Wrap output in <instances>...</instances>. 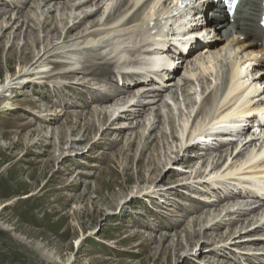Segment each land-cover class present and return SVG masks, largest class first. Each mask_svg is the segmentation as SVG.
Wrapping results in <instances>:
<instances>
[{
	"label": "rangeland",
	"instance_id": "obj_1",
	"mask_svg": "<svg viewBox=\"0 0 264 264\" xmlns=\"http://www.w3.org/2000/svg\"><path fill=\"white\" fill-rule=\"evenodd\" d=\"M19 1L23 0H0V7L3 5L5 7V4H8L7 9L13 10V3ZM113 3L103 0L101 4L103 13L95 19H104L112 9ZM173 4L174 0H168L164 5L170 8ZM19 6L23 10L31 9H27V5L19 4ZM96 7L90 5L84 11H94ZM39 9L41 8L36 11L38 14L37 24L40 29L36 36L43 40L45 33L41 29V22L46 13ZM67 12L71 16H81L79 10ZM212 14V12L208 13V16ZM227 14V20H229L231 15ZM72 21L73 18H69L68 25H71ZM59 25L62 26L63 23L59 22ZM85 28L89 29L90 24H84L78 28L79 30L72 31L65 42H62L63 35L59 39L55 38L52 45L59 46L82 41L78 33L85 31ZM97 28L100 26L95 27V29ZM22 34L23 30L17 40H14L11 35H7L4 45L1 46L0 82H4L6 76L17 77L19 75L18 68L21 67L19 60L22 47L25 44ZM110 37L113 35H109L107 38ZM202 37L219 40L216 42L217 44H223L226 40L224 37H219L212 29L202 32ZM241 37L242 35L239 33L233 35L234 39ZM227 38H231V36ZM13 43H15V48L9 50ZM44 45L46 44L42 43L35 53L42 54ZM199 49L192 51L190 55ZM55 52H60V50L50 54L46 52L42 59L46 70H50V74H52L46 83H38L39 79L26 76L19 83L18 80H14L10 88L5 86L3 90L8 89L7 92L0 94V264H63L67 258L70 259L68 264H206L202 258L203 255H197L198 252L202 254L216 253L217 256L211 254L212 259L220 260L221 255L219 254H222V249L229 252L222 258L223 262L234 264L237 256H240L239 260L243 262L242 264H250L251 261L252 264H264V230L251 231L264 224V218L260 222L257 219L245 223L237 220L235 224L230 223L234 225L232 227L236 226V231H242L237 236L257 238L258 241H255V244L262 243L263 247L261 248L259 246L257 248L256 246L244 249L236 248L243 242H251L249 239L240 242L237 240V236L233 237L234 240L233 238L227 239L226 245H223L225 241L217 242L220 240L219 235L209 236L208 239L194 236L192 237L193 244L191 242L189 244L183 231L186 225L188 230L193 233L204 231L209 222L211 223L213 220L214 215L219 214L218 219L224 216L226 211L221 213L214 211L211 213L212 215L208 216L202 214L204 211L202 209L194 210L201 203L217 198L222 193L224 188L221 186L219 190V187L216 188L219 185L215 183L212 186L209 184L210 181L216 178L224 181L228 177V180L226 179L227 187L230 186L234 190L252 187L240 181L241 177L249 176L246 172L251 169L245 168L247 171L243 170L242 172H239V169L238 172L231 169L233 165L238 166L242 161L235 159V156L231 157V155L241 148V151L245 148L244 151H248L249 154L255 150L262 152L264 150V130L258 129L251 121L245 122L247 121L245 120L244 122L247 124H244L243 121L238 120L239 118L226 121L224 117H219L204 127L202 123L206 118L202 120L199 116L200 120H197L201 121V127H203L202 129L200 127V130L205 132L208 130V132L211 131L210 133L219 132V136L207 137V135L204 136L205 132L203 134L202 131L194 129L193 120L195 117L192 118V116L194 110L198 108L201 98L204 99L203 95L210 94L208 90L216 81L213 70H217L215 68L217 65L220 66L221 61L223 63L231 62L237 66L236 74H238L239 68L245 70L252 66L256 67L254 61L264 59L263 54H242L240 52L237 55V48H232V50L227 48L226 56L222 51L216 53L219 57L215 53L201 52L197 54L196 59H194L195 57L193 59L198 64L192 63V66L185 63L182 64L183 66H177L179 63H175L173 66L175 68L177 66L178 70L174 80L176 82L182 77V81H179L178 84L182 89L190 88H188V96L186 92L179 91L180 88L172 87V90L178 91V98L171 95H169L170 97L166 96L164 99L167 100L168 105L163 106L162 103H158V106H154L155 108L149 110L142 118L121 117L107 128L119 114L118 111L122 107L120 102L114 107L115 114L109 122L101 125L97 122L98 118H95L99 131L87 135L76 125V120H78L79 111L89 113L91 107L82 109L79 104L99 92L114 91V89H110L111 85L119 86L115 83L113 74L107 78L93 80V76L85 77V75L77 73L73 79H66L64 76L69 74L59 72L67 71V69L64 70V68L49 62V59L53 58L58 61L65 60L63 57H55L53 55ZM232 52H234L233 56H230ZM59 55L65 56L64 53H59ZM239 59H241L240 62H237L236 60ZM76 66L84 67L86 64L77 62ZM170 69L167 71L171 72ZM30 70L35 69L31 68ZM258 73L259 70L254 72L255 77H251V80L258 79L256 86L261 88V92L252 98L258 97L259 99L254 104H250L247 111L254 110L260 113L258 117H261L264 116V81L259 82L260 75L258 76ZM236 74L231 78L232 82L243 79V76L236 79ZM186 75L190 81L183 87L182 84L185 81L183 77ZM247 76L249 78V75ZM213 78L215 79L213 80ZM139 80L141 81V79ZM141 82L143 84V81ZM255 91L256 88L253 92ZM238 102L237 100L235 104L233 103L232 107L230 106L231 112L229 110L225 112V115L234 114L233 116H235L239 113L244 104H238ZM72 103H76V105H72ZM258 104L263 108L256 107ZM238 105L240 106L236 107ZM213 106L215 104H212V108ZM234 106L236 109L233 108ZM67 111L70 113L67 114ZM236 111L238 112L236 113ZM157 113L161 114L160 123H157ZM50 114L56 118L49 123L53 134L48 138L44 134L45 132H38L40 124L37 122ZM170 118H172L171 123L168 122ZM152 123L157 126L154 130L151 127ZM105 128L107 129L104 130ZM60 129L67 133L64 141L59 133ZM235 130H239V132L236 133ZM190 133L197 146L189 147L188 145L187 149L185 147ZM149 135L150 138L147 139ZM175 135L178 139L174 137ZM83 138H86L85 141L76 143ZM114 140H116V144H112ZM248 140H252L253 144L260 146L254 145L249 149V146H246ZM145 142H149L150 148L146 152V157L155 159V166H158L159 170L156 171L155 176L152 174L153 182H149L147 181V178L150 177L149 167L155 166H146L143 168L146 180L140 182L137 168L133 162L130 166L132 177L127 180L124 168L128 162L125 155L130 154L138 158ZM217 142L225 144L224 153H221L223 158L218 166L216 164L220 161L221 154L217 158L218 152L212 148V143ZM44 143H48L50 146H43ZM129 143L133 144L131 149L133 151L128 152L126 145ZM241 144L243 145L241 146ZM46 151L50 154H47ZM124 151L126 152L124 153ZM238 161L239 163H237ZM234 174L235 176H233ZM243 174L246 175L240 176ZM249 177L253 178L254 175ZM220 180L218 179L217 182ZM151 191H156V193L151 194ZM254 191H257L256 188ZM258 195L256 197L253 194L256 198H259ZM256 204V202H252V205ZM218 206L216 205L212 211L217 210ZM243 207L247 206L243 205ZM229 208L236 210L237 207ZM176 221H180L177 228L179 230L178 238L181 239L182 245L181 247L177 245V237H170L169 243L173 241L172 244H169L170 247L172 245L176 247L172 246L171 249L164 252L162 247L156 243L153 244L152 238L158 240L163 232L169 233L161 229L160 226ZM221 230L217 234L219 232L227 234L230 231L225 226ZM150 237L152 238L150 239ZM225 246L230 248L232 246L234 249H227ZM175 253L178 255H174ZM167 254L171 255L168 260L166 259ZM249 257L251 259H248Z\"/></svg>",
	"mask_w": 264,
	"mask_h": 264
},
{
	"label": "bare ground",
	"instance_id": "obj_2",
	"mask_svg": "<svg viewBox=\"0 0 264 264\" xmlns=\"http://www.w3.org/2000/svg\"><path fill=\"white\" fill-rule=\"evenodd\" d=\"M108 1L114 2L112 4V9L109 11L107 15L105 14L106 17L104 19L100 18L98 20H96L95 18H97L98 16H100V14L103 13L102 12L103 7L101 6L103 0H23L17 3H13L14 9L11 8L13 10L7 9L9 7L8 4L7 5L5 4V7L4 5L0 7V49H2L1 46L4 45L3 43L7 38V35H11L14 40H17L18 38H20V33L23 30L22 35L25 39V44L22 47L21 57L19 60V65L21 66L18 68L19 75L17 77L6 76L4 82H0V94L7 92L8 89L5 88L6 90H3L5 86L10 88L12 87L14 80H18L17 82L19 83L23 78L25 79L26 76L35 77L36 79H39L37 81L38 83H43V82L46 83V81L52 76V74H50L51 73L50 70H46L45 68L46 66L44 60H42L44 54L46 52L50 54L53 51L60 50V52H55V54L53 55L55 57H63V59L65 60L58 61L55 58H53V59H49V62L57 67L64 68V70L67 69V71L59 72V73L69 74L64 76L66 79L69 80L73 79L74 75L77 73H81L85 75V77L87 75L93 76V80L107 78L108 76L110 77L113 74L115 83H117L119 87L121 86L119 88L114 85H111L110 89H114V91L99 92L97 94L91 95L89 99L79 104V107L82 109L84 107H91V108L89 113H84L80 111L78 112V120H76V125L79 128H81L85 134L91 135L95 133V131L97 130L99 131V127H98L99 123L101 125H105L107 122H109V120L115 114L114 107L119 105L120 102H121L120 105H122V107L118 111L119 114L109 123V126H107V128L112 126L114 124V121L120 119L121 117L128 118V116H131V119H137L140 117L142 118V116L146 115L149 112V110H153L155 108L154 106H158V103H162L163 106L168 105L167 100L164 99L166 96L171 95L175 98H178L177 95L178 91L176 89L172 90V87L180 88L178 82L182 81V77L178 79L176 82L174 80L176 79L175 73L178 70L177 66H180L184 63L186 65L187 64L191 65L192 63L196 64L197 61L194 59H196V57L198 56L197 54H200L201 52H204L205 54H210V53L216 54L222 51L225 54L227 48H231V50L232 48H237V51L239 52V53L236 52L237 55L240 54L241 52L242 54L262 53L264 56V30H263L264 0H240L239 4L235 6L234 9L231 11V16L229 20H227L228 19L227 11L223 7L224 5L223 0H216V1L202 0L201 3L195 1L192 4L185 6L181 17L178 19V21H181L180 24L181 29L178 34L182 35L180 36L182 39L185 38L190 41L193 40L192 42H189L190 43L188 44L190 46L189 48L187 47L182 48L181 47L182 43L180 42V37L178 36V34L174 32H169L168 29H164L166 31L161 37L158 36V34L152 32L153 28L150 25L156 13H159L160 16L163 17L164 15L170 14L172 12L171 7L167 8L168 4L164 5L168 0H108ZM2 2L1 4L4 3ZM178 3L179 0H177L176 5H178ZM19 4L23 6L27 5V9L28 8L31 9L29 11L25 9L23 10V8L19 6ZM90 5H94L97 7L95 8L94 11L88 10L89 12H85L84 9L89 7ZM38 8H41L43 12L46 13V15L44 16L41 22V29L45 33L43 40L37 38L36 36V33L40 29L39 24H37L38 14L36 10ZM69 10H72V12L73 10H79V12L81 11L80 15L83 16L82 17L75 15L71 16L67 12ZM211 12L213 14L211 16H208V13ZM69 18H73L71 25H68ZM59 22L63 23V25L60 26ZM84 24L85 25L90 24V28L89 29L85 28L84 29L85 31L82 32L80 31L78 33V36L80 35V38L82 39V41L77 42L78 44L66 43V45H59V46L52 45L55 38L59 39L61 38L62 35H63L62 42H65L66 39H68V35L72 31L78 29L80 26ZM96 26H100V28L95 29ZM211 29L215 31L219 35V37H224L226 39L225 43L217 44L216 42L219 40L217 41L209 40L206 37H202V32H206ZM237 33L242 35L240 39L233 38V35ZM109 35H113V37L107 38ZM169 35L176 36L175 44L178 50L176 54H172V47L166 46V44H169V42L165 40L168 39ZM228 36H231V38H227ZM42 43L46 44L42 49L43 53L36 54L35 50L39 49ZM14 44L15 43H13L9 47V50H13L15 48ZM200 47L201 49H199ZM197 49L199 50L196 53L190 55L192 51ZM39 51L41 52V49ZM59 53H64L65 56H60ZM233 53L234 52H232L230 56H233ZM220 57L223 58L221 55ZM240 60L241 59L236 61L240 62ZM175 61L177 64L179 63V65H177L176 68L173 66L172 67L173 69L172 68L170 69L171 72L170 71L168 72L167 71L169 69L168 65H171L170 63L172 64L175 63ZM77 62L79 63L83 62L84 65L86 64V66L77 67L76 66ZM198 62L200 63V61ZM254 65L257 66L256 67L252 66L245 70L239 68L238 74H236L237 66H235L231 62L223 63L221 61L220 66L218 65L216 66L215 69L217 70H213V73L215 72V78L217 84L212 85L210 89V94L203 95L204 99L201 98V100L199 101V106L197 108L198 110L197 115L193 113L192 116V118L195 117L193 120V124H194L193 127L194 129H196V131L198 130L199 132L202 131L201 133L205 132L204 130L199 129L201 127V121L197 120L199 119V116L202 120L206 118L202 123L203 126L205 127L206 124H209V122L212 121L214 122V120L219 117H224V118L226 117L227 120H232L233 117H236L239 113L241 115H238L237 117L239 118L238 120H240L241 122L242 121L244 122L245 120H247L245 122L251 121L252 123H255V125H257L258 123L260 124L261 127L260 130H264V116L258 117L260 113L254 110L247 111V109L249 108L248 106L250 104L251 105L254 104L259 99L258 97L255 98L252 97L255 96L257 93L261 92V88L256 86L258 79L251 80V77L253 78L255 77L254 72L259 70L258 73V76L260 75L259 82L264 81V59L261 60L256 59L254 61ZM161 67L163 68L161 69ZM31 68H34L35 70H30ZM126 69H131V71L127 72ZM235 74H236L235 76L236 79L242 76L243 79H239L238 81H233V82L231 79L230 84H227L226 82H228L230 78H232ZM247 75H249V78ZM183 78L185 81H183L182 86L185 87L186 83H188L190 80L189 77H187V75ZM215 78H213V80ZM139 79L143 81V84ZM243 80L245 81L243 82ZM223 81H225V84L223 85V87H221L222 84L221 82ZM254 85L255 87H253ZM188 88L189 87L186 88L187 90H185L184 88L183 89L180 88L179 91L182 90L183 93L186 92L187 94L189 91ZM255 88L256 91L253 92ZM247 93L248 95H246ZM237 100L239 101L238 104L241 103L244 104L242 110H240L239 113L235 116H233L234 114L231 116L229 114L225 115V112L229 110L231 112L232 109L230 108V106L233 103L235 104ZM244 102H248V103H244ZM212 104H215L213 108H212ZM72 105H76V103H72ZM239 106L240 105L236 107ZM256 107H261V106L258 104ZM233 108L236 109L235 106ZM237 112L238 111H236V113ZM66 113L68 114L70 113V111L69 112L67 111ZM85 114H88L89 116H86ZM156 116H157V123H160L161 114L157 113ZM55 118H56L55 116H51L50 114V115H46L44 118L39 119V121L37 122L40 124L38 127V132L39 133L45 132L44 134L47 135V137L49 138L51 134H53L49 123L55 120ZM95 118H98L97 119L98 124L96 123ZM168 122L171 123L172 118L168 119ZM245 122L244 124H247ZM151 127L154 130L155 127L157 126L156 125L154 126V123H152ZM107 128H105L104 130H106ZM202 128L203 127H201V129ZM235 131L236 133L237 131L239 132V130H235ZM210 132H208L207 130V132L203 134L204 136L207 135V137L208 136L212 137L214 135H218L219 133L216 131L212 133ZM59 133L61 135L62 140L63 141L66 140L67 133L61 129ZM192 136L193 135L191 133L188 135V142L186 143L185 148H187L188 145L189 147L197 146L195 144L196 142H193L194 138L192 139L191 138ZM174 137L177 138L176 135ZM149 138L150 135L147 136V139ZM85 139L86 138H83V140H79V141L77 140L78 142L76 143L85 141ZM253 142L254 141L252 140L251 141L248 140L246 146L247 147L249 146V149L254 145L260 146L255 143L253 144ZM112 144H116V140H114ZM44 145L50 146V144L48 143H44L43 146ZM242 145L243 144H241V146ZM126 146L128 148L126 149V151L129 152L132 149L133 144L129 143ZM224 147L225 144L222 142L219 143L217 142L215 144L212 143V148L213 149L215 148V150L218 152L216 156L217 158L220 157V154L222 152L224 153V149H225ZM185 148H183V150H185ZM148 149L150 150L149 142H145L143 147L141 148V152L138 158H135L130 154L125 155L126 161L128 162V165L124 168V172L127 177V180L131 179L132 177V174L130 172L131 170L130 166L133 162L137 168L138 180L140 182L146 180L144 176L143 168H145L146 166L156 165L155 159L146 157V152L148 151ZM241 149L236 150L231 155V157L235 156V159L237 160H242L241 164H238V166L233 165L231 169L237 170V172L238 169L239 172H242L243 170H245V168L251 169V171L245 170L247 171L246 172L247 175L249 176L254 175V177L255 176L256 177L252 178L249 176H244L246 174H243L240 176H244L245 178L241 177L242 180L240 181L241 182L243 181L246 183V185L249 184V186L252 187L241 188L240 186L241 189L234 190V188L230 186L227 187L228 177L226 178L227 180L224 179V181L220 180V178H218L220 180L219 182H217L218 180L217 178L215 180L210 181L209 184H211L212 186L215 183L219 185L216 186V188L219 187L218 188L219 190L220 187L222 186L221 188H224L222 193L217 198L215 197L210 201L201 203L194 210L200 211L202 209L204 210L203 212L201 211L202 214L208 216H210V214L214 211L215 212L219 211V213L223 211L226 212L224 216L220 219H218L219 214L214 215V218L212 217L213 220L211 221V223L210 222L209 224L207 223L208 225L205 227L204 231H196L195 233H193V231L188 230L187 225L184 226L183 229V231L185 232L184 236L186 241L189 242V244L190 242L192 243L193 240L192 237L194 236L205 237L208 239L209 236L215 237L219 235L220 240L217 242L225 241V244L223 245H226L228 240H230L234 236H235L234 238H236L237 234L242 233V231L238 232L235 230L236 226L232 227L234 226L233 224H235L236 220L239 222L242 221L241 223H245L249 220L259 219L258 222L263 220L264 218V150L262 152H258L257 150H255V152L252 151L249 154L248 151H244L245 148H243L242 151ZM126 151H124V153ZM46 153L50 154V152L48 151H46ZM222 158L223 156L221 154V159L216 164L217 166L222 161ZM237 163H239V161ZM158 170H159L158 166L157 167L155 166L153 168L149 167L150 177L147 178V181L153 182V179L151 180L152 178L151 176L152 174H154L155 176V173ZM233 176H235V174ZM235 181H237V179ZM255 188L257 191H254ZM150 193L153 194L156 193V191H151ZM252 193L255 194L256 197L259 194L258 195L259 198L253 196ZM252 202H256L257 204L252 205ZM109 204L111 203L109 202ZM216 205L217 206L219 205L218 206L219 208L217 210L215 209L212 211V209ZM243 205L247 207H243ZM229 207L232 208L237 207V208L236 210H231ZM250 216L251 218H249ZM179 224L180 221H176V222H169L168 224L160 226L161 229H164L169 233H164L162 231L163 234H161V237L158 240H156L154 237L153 238L150 237V239L152 238L153 244L156 243L158 246L162 247V249H164L165 252L169 248L171 249V247L173 246L172 245L170 247L169 244L170 243L172 244L173 241L172 242L170 241L169 243L168 239L170 237L173 238V236H175L177 237V243H178L177 245L181 247L182 242L181 239L178 238L179 230L177 228ZM143 226L148 227L147 225H143ZM224 226L229 228L230 230L229 233L225 234L226 233L225 232L222 234L219 232L217 234V232L220 231ZM263 230H264V224H261L256 228L252 229L251 231L257 232ZM172 233H174V235H172ZM244 239L245 240L249 239L251 242L250 243L243 242V244H241L243 245V247H241V245H237L236 248L244 249L252 246H256V248L257 246H259L261 248L264 245V244L262 245V243L255 244V241H258L257 238L252 239L251 237L247 238V236H242V235L237 236V240L240 242L244 241ZM233 245L235 246L236 244ZM173 247L176 246L174 245ZM225 247L227 249H234V247L232 246L231 248L228 246ZM226 251L228 250L222 249V254H219L221 255L220 260L212 259L211 254H215L216 256L218 255L213 252L207 254H202L201 252H198L197 255H203L202 258L205 260L206 264H231L229 262H223L224 260L222 258L229 253V252L227 253ZM176 254L177 253H175L174 255ZM170 256L168 255L166 259L168 260ZM240 258H241L240 256H237V260L234 264H242L243 262L239 260ZM248 259L251 258L249 257ZM69 261L70 259L67 258L63 264H68ZM252 263L253 262L251 261L250 264Z\"/></svg>",
	"mask_w": 264,
	"mask_h": 264
}]
</instances>
